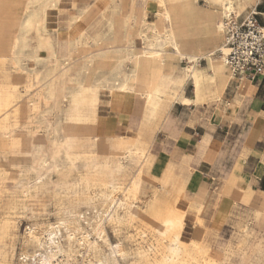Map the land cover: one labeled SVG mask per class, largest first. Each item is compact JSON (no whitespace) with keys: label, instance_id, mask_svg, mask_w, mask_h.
Returning a JSON list of instances; mask_svg holds the SVG:
<instances>
[{"label":"bare ground","instance_id":"obj_1","mask_svg":"<svg viewBox=\"0 0 264 264\" xmlns=\"http://www.w3.org/2000/svg\"><path fill=\"white\" fill-rule=\"evenodd\" d=\"M59 1L33 0L29 7L24 9L28 11V16L23 22L12 25L14 39L10 46L11 52L9 55L0 57V113L7 112L5 118L10 119L12 107L17 105L16 99L19 95L5 65L10 62L17 68L25 70L30 61H35V67L32 66L30 74L40 73L37 76V81L42 83L39 95L53 100V109L48 107L45 112L53 114V110L57 109L61 113L67 112L71 115L75 113L76 115V124H67L64 125V128L61 126L62 132V129L57 130L59 123L48 121V127L55 130L52 137V141L56 145L54 155H49V149L45 146L48 140L38 135L32 136L33 140L39 144L38 164L41 168L58 169L57 158L61 154H64L74 167L78 161L84 162L85 177L83 176V181L86 189L93 187L98 189L94 196H85V202L96 209L98 222H96L95 230L98 237L106 244L108 243L110 251L103 252L97 240L90 241L89 233L82 225V219L89 224L87 216L82 211L70 209V217L64 219L56 227L51 226L48 230L47 240L39 242L43 248L46 245L39 258L35 255L22 254L23 258L20 264H37L38 262L45 264H56L57 262L59 264V257L66 251L62 239H66L70 247L77 239V234L80 235L78 241L81 245H86L90 250L100 251V254L102 252L97 264H120V257L127 260L132 255L137 257L134 264H234L235 251L232 244L226 248L230 254V258L227 260H219L213 256H207L204 262L192 258V262L188 260L189 258L185 259L186 256L189 257L187 255L188 244L182 239L186 212L177 207L180 197L156 191L151 194L150 199L144 200L141 193H148L144 189L146 148L136 135L134 146L124 149L119 160L115 161L114 156L106 157L105 149L100 142L103 137V121L99 117L97 109L104 88L107 87L111 95L117 90H134L135 88L132 89L130 84L136 83L135 79L139 68L145 70L146 80L143 83L142 95L146 99H149L152 92L160 86L164 88L172 86L180 95L183 90L182 86L187 80L194 83L196 93L202 95L201 99H204V91L209 90L208 85L212 81L218 82L214 96L221 95L230 81L231 74L227 72L228 49L225 39H223V28L225 35V19L233 12H229L225 17L224 15L227 11H235L240 14L247 7L248 2L254 3L255 0L248 2L244 0H205L212 8V10L210 8L205 10L206 20H202L200 12H198L200 10L194 8L198 0H173L185 4L184 8L178 12L168 8L169 0H162V5L158 7L157 11L158 19L164 21L162 30L158 29L156 20H147L145 11L144 18L133 27L129 24L133 16L131 14L129 18L124 19L125 32L121 40H117L116 36H111L101 42V48L94 52L91 51L93 47L91 41L81 44L78 42L76 52L60 51L62 48L60 38L56 35L58 12L55 13L54 18L51 16L52 10L57 8ZM111 3L113 11H116L118 5L116 0H111ZM223 17L224 21H222ZM51 21L55 22L52 30L47 26V23ZM209 27L215 30L214 34H211V39L206 41L204 35H208ZM262 30L264 32V25H262ZM204 41L206 44L203 46ZM189 44L196 47L192 52L186 50ZM7 47L6 40L0 39V51H4ZM86 51L89 52L83 54L82 60H80L77 56ZM184 58L188 65L181 68L178 60ZM202 59L207 62L209 72L204 71V68L200 66ZM49 61L52 62L51 67L46 65ZM107 63L110 64V67L108 71H105ZM39 64L47 66L46 69L38 68ZM167 69H171L173 72L171 73ZM27 84L34 86L35 82L29 80ZM185 102L187 103V100ZM81 114L87 116L86 133L79 130L78 120ZM4 133L9 134L10 132L5 131ZM79 146H82L83 150H77ZM126 159L138 162V168L129 180V184L123 187V182L111 181L107 174L131 167V163L125 165ZM34 168L37 169V167ZM127 177L126 175L123 181ZM120 190L124 193V198L117 195ZM99 203L101 211L98 209ZM259 214L260 210L256 212V218ZM107 223L113 226L115 232L122 224H129L130 227L138 225L143 236H149L150 233L156 242L147 243L148 245L139 243L136 249L125 247L123 242L111 243L106 236ZM205 241L208 242L207 239ZM253 252L258 260L260 256L264 255V248L255 247ZM158 254L161 258L156 257ZM254 263L256 262L246 259L240 262V264ZM262 264L264 263L262 262Z\"/></svg>","mask_w":264,"mask_h":264},{"label":"rangeland","instance_id":"obj_2","mask_svg":"<svg viewBox=\"0 0 264 264\" xmlns=\"http://www.w3.org/2000/svg\"><path fill=\"white\" fill-rule=\"evenodd\" d=\"M158 1L161 7L162 0ZM255 1H257L258 4L261 0ZM76 4H78L76 0H60L57 8L52 10L51 16L54 18L55 13L59 11L61 16L63 15V17H65L61 18V24L59 25V32L65 33L70 30L69 18L71 14L80 15L86 11V14L82 16L80 21L73 25V33L70 38L72 39V43H75L76 39L79 44L85 42L90 43L91 41V44H93L91 51L94 52L101 48L100 43L102 38L105 34L109 33L108 17H113L114 14H106V8H104L98 15H93L89 5L78 8ZM201 4H205V2L201 0ZM257 4H249L240 14L246 13ZM149 8L150 5L145 8L147 19L149 21L156 20L158 29L162 30L164 28V21L158 19L154 1H152V15L149 13ZM208 8L212 10L211 7ZM259 10L264 12V4L259 6ZM150 17H152V19ZM262 24L264 23L262 22ZM47 26L52 30L55 26V22H48ZM11 39H13V37H11ZM138 41L140 42V40ZM89 51L82 52L81 55L77 57L82 60L83 54ZM217 54H219L218 51ZM203 63H205V61H203ZM12 64L13 63L10 62L6 64L5 69L8 71L11 81L19 91L18 98L16 99L17 105L12 107L10 119L5 118L7 112L0 113V264H20L23 258L22 254H28L29 256L35 255V257L39 258V255H41L46 248V245H44L45 248H43L39 242L47 240L49 236L48 230L51 226L56 227L64 219L70 217V209L82 211V213L87 216L85 217L88 218L89 224L82 219V225L88 231L90 241L97 240L101 245L102 251L108 253L110 251L108 243L106 244V242H103L98 237V233L95 230L96 222H98L96 209L85 202V196H94L98 189L94 187L88 190L86 189L83 181L85 177L84 162L78 161L76 163L77 165L74 167L72 162H70L64 154H61L57 158V164L59 165L58 169H50L49 167L41 168L38 164L37 151L39 149V144L33 140V137L38 135L48 140L45 146L49 149V155H54L56 145L53 143L52 137L54 136L53 133L55 130L48 127V121L52 120L59 123L60 125L57 126V130H60L65 127L64 125L76 124L75 113L73 115L67 112L61 113L57 109L53 110V114L45 112L48 107L53 109V100L39 95L42 83L37 81V76H39L40 73L37 72V74L34 75L30 74L31 69L35 67V61H30V64H28L25 70L19 69ZM181 64L185 66L186 62L182 61ZM46 65L51 67L52 62L49 61ZM46 67L42 66V64L38 65V68H41V70H45ZM109 67L110 64L107 63L105 71H108ZM227 72H229L228 69ZM229 78V84L233 80H237V78L233 77L231 74ZM29 80L35 82L34 86H29V84H27ZM104 89L108 88L106 87ZM142 90V87L138 89V91ZM116 92L114 96L121 95H116ZM224 93L212 96L210 99L204 101H208L210 104L212 102L221 101ZM185 94L188 96L193 95V87L190 82L186 86ZM112 107L114 110L118 109V104H114L113 102ZM106 108H111L108 94H105L101 98L97 109V113L103 121V137L100 142L105 149L106 157L114 156L115 161H117L121 158L124 149L134 146L136 133H124L123 137L110 138V135L115 134L116 131L115 121L114 119H108V116L106 117L101 113V111ZM86 120L87 116L85 114H81L78 120L79 130L85 133L87 131L85 125ZM5 131H9L10 133L5 134ZM62 131L63 129L61 132ZM77 150H83L82 146H79ZM132 160L133 159L125 160V165L131 163V167L116 171L113 174L108 173V179L117 183L123 182V187L129 184V180L132 175L136 173L138 168V162ZM34 167H37V169L35 170ZM162 170L163 167L161 163L153 162L149 168V173L158 176L162 173ZM126 175L128 179L126 178V180L123 181ZM153 183L154 184L147 181L146 186L150 189L146 194L141 193L144 200L150 199L153 187H157L158 181ZM117 195L124 198V193L121 190L117 192ZM194 200V194L190 193L187 189L177 202V207L186 212L182 239L188 244L187 255L189 257L186 256L185 259L189 258L188 260L191 262L193 261L192 259L204 262L207 256H213L216 259L219 258V260H227L230 258V254L226 251V248L229 244H232L235 251V256L233 258L234 264H240L243 259L256 262L254 264L264 263V255L260 256L258 260H261L258 261L257 256L254 255L255 253L253 252L255 247L264 248V211L259 209L260 214L258 218H256L255 211L258 208V201L242 199L240 203L235 205L225 229L222 231H214L210 228L208 223L209 218L205 215L207 207L206 199L204 205L200 209L191 206ZM140 202L141 206H143L142 201ZM99 207L100 203L98 204V209L101 211ZM139 224L142 223L139 222ZM109 225V223L106 224V236L111 243L116 244L123 242L125 247L136 249L139 243L148 245L156 242L150 233L149 236H143L137 227L138 225H131L130 227L129 224H122L116 232L113 226ZM148 227L151 226L148 225ZM79 237L80 235L77 234V239L73 241L70 247L66 239H62L66 251L59 257V264L98 263L102 252L100 254V251L90 250L86 245H81L80 241H78ZM144 239H147L146 242ZM205 239H207L208 242H206ZM156 257L158 258L159 254ZM159 258H161V256ZM136 259L137 257L134 255L128 257L127 260L120 257V264H134ZM37 264L45 263L38 262Z\"/></svg>","mask_w":264,"mask_h":264},{"label":"crops","instance_id":"obj_3","mask_svg":"<svg viewBox=\"0 0 264 264\" xmlns=\"http://www.w3.org/2000/svg\"><path fill=\"white\" fill-rule=\"evenodd\" d=\"M152 1L158 11V0H116V11L112 9L111 0H76V6L79 8L89 5L93 15H98L104 8L106 14H114L113 17H108L109 33L102 38L103 42L111 36L121 40L125 32L124 19L131 14L133 16L129 24L133 27L144 18L148 5L152 15ZM203 1L205 4L198 0L194 8L200 10V18L206 20L205 10L210 6ZM30 2L33 0H0V39L6 40L8 44L7 49L0 51V57L10 54L14 39L12 25L23 22L28 16V11L24 9L29 7ZM254 3L257 4V1ZM249 4L252 3L248 2L247 6ZM167 6L178 12L185 4L169 0ZM229 12L235 11H227L224 17ZM85 14L86 11L80 15L71 14L70 30L63 33L59 32L63 15L58 11L56 35L60 38V51L78 50L77 39L72 43L70 37L73 25ZM261 14L264 22V12L261 11ZM214 30L212 27L208 28V35H204L206 41L211 39ZM195 48L193 44H189L186 50L192 52ZM182 61L187 63L185 66L188 62L185 58L178 60L179 67L184 68ZM203 61L205 59L201 60L200 66L209 72L207 62ZM167 71L173 72L171 69ZM144 72L142 68L137 70L136 83L130 84L134 90L115 91L120 96H114L115 92L111 95L108 89H103L102 97L108 94L111 108L101 111L108 119L115 121L116 131L110 138L123 137L124 133L133 132L146 148L144 189L149 192L147 181L152 184L158 181L152 193L157 191L181 197L188 189L195 196L191 206L197 209L204 205L206 199L205 215L214 231L225 229L235 205L242 199L258 201L255 213L259 209L264 211V74L253 79L233 80L225 88L222 100L210 104L204 100L214 96L217 81L209 82V90L204 91V99H201V94L196 93V87L191 80L184 83L180 95L172 86H160L146 99L142 95L143 90L138 91L140 87L144 89ZM189 82L193 87L192 96L185 94ZM113 102L118 104V109H113ZM153 162L161 163L163 167L158 176L149 173Z\"/></svg>","mask_w":264,"mask_h":264},{"label":"built area","instance_id":"obj_4","mask_svg":"<svg viewBox=\"0 0 264 264\" xmlns=\"http://www.w3.org/2000/svg\"><path fill=\"white\" fill-rule=\"evenodd\" d=\"M262 4L264 0L244 14L233 12L225 19L226 62L237 79L264 74V32L259 10Z\"/></svg>","mask_w":264,"mask_h":264}]
</instances>
